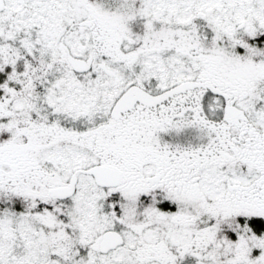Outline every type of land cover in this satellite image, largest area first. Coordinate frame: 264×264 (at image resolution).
<instances>
[{
	"label": "snow or ice",
	"instance_id": "snow-or-ice-1",
	"mask_svg": "<svg viewBox=\"0 0 264 264\" xmlns=\"http://www.w3.org/2000/svg\"><path fill=\"white\" fill-rule=\"evenodd\" d=\"M0 264H264V0H0Z\"/></svg>",
	"mask_w": 264,
	"mask_h": 264
}]
</instances>
